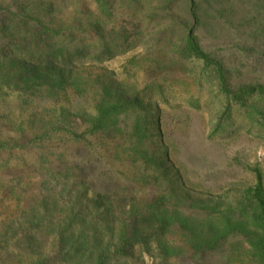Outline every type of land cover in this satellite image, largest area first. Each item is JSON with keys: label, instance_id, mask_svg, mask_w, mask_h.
<instances>
[{"label": "rangeland", "instance_id": "374dc122", "mask_svg": "<svg viewBox=\"0 0 264 264\" xmlns=\"http://www.w3.org/2000/svg\"><path fill=\"white\" fill-rule=\"evenodd\" d=\"M40 2L42 12H50L43 15L44 20L77 29L78 37L89 42L98 41L99 33L112 35L108 43L115 38L113 32L128 31L135 36L101 61L86 62L84 57L79 62L83 68H71L79 86H69L67 98L56 103L39 98L20 106L18 115L24 120L32 112L49 117L51 111L64 108L71 115L89 117L102 89L113 90L128 101L135 100L143 111L151 110L154 125L159 127L153 132L162 137L163 145L155 139L149 147L158 153L161 145V151L168 152L161 161L168 174L155 173L132 152V145L140 146L131 130L139 110L122 122L124 135L111 140L90 134L84 140L85 123L71 118L73 123L66 126L77 131L78 137L52 134L29 151L17 149L13 155L0 156V212L17 205L16 193L12 200L6 197L20 177L19 189H25L21 195L27 202L37 203L47 195L41 189L52 187L57 191L108 189L115 198L126 199L127 206L163 199L168 208L179 212L180 219H205L209 213L197 205L180 204L179 199L186 196L191 204H220L223 213L252 232L251 214L244 207L252 209L246 192L255 185V169L264 176V130L251 126L244 109H235L228 119H222L223 136H217L224 100L218 96L216 83L191 63H177L171 49L194 25L204 50L224 64L232 88L264 85V0H0V15L5 8L15 12L18 4L36 7ZM256 106L264 111V102ZM48 167L74 178L53 174L51 179ZM187 238L182 230L168 235L180 247L169 264H262L250 238L236 231L223 249L201 256L189 249ZM160 259L154 250L145 264H161Z\"/></svg>", "mask_w": 264, "mask_h": 264}, {"label": "trees", "instance_id": "16d2710c", "mask_svg": "<svg viewBox=\"0 0 264 264\" xmlns=\"http://www.w3.org/2000/svg\"><path fill=\"white\" fill-rule=\"evenodd\" d=\"M41 4L36 7L18 4L14 6L15 12L9 8L1 11L0 156L13 155L17 149L29 151L52 134L78 137L77 131L66 126L72 121L85 123L86 131L81 136L84 140L88 134L116 139L124 135L122 122L139 110L131 130L140 146L132 145V152L155 173L167 175L161 161L167 159L168 152L161 151V145L158 153L149 147L155 139L163 145L162 137L153 132L159 131V127L154 125L151 110L143 111L135 100L128 101L113 90L102 89L89 117L71 115L64 108L51 111L49 117L32 112L24 120L18 115L20 106L39 98L48 97L55 103L67 98L68 87L79 86L71 68H83L84 63L79 62L84 57L86 62L101 61L110 51L117 52L130 44L135 36L128 31L113 32L115 38L108 43L107 38L112 35L99 33L98 41L89 42L84 36L78 37L81 32L77 29L61 28L53 21L44 20L43 15L50 12L44 14ZM47 8L53 9L51 5ZM198 20L196 17L195 23ZM171 52L177 63H191L201 70L204 78L216 83L218 96L224 100L215 129L217 136H223L222 119H228L235 109H244L252 120L251 126L264 130V111L256 106L264 102V85L232 88L224 64L204 50L194 25L186 30L184 39L173 44ZM12 171L8 169L9 173ZM47 171L51 179L53 174L68 176L67 172L53 167ZM254 172L255 185L246 192L252 209L244 207L246 214H251L252 232L223 213L220 204H191L186 196L179 199L180 204L197 205L209 215L203 220L186 216L180 219L179 212L168 208L163 199L140 200L127 206L126 199L115 198L116 194L108 189L85 187H67L61 191L55 187L41 189L47 192L46 197L40 196L37 203L27 202L21 195L25 189H19L22 187L19 177L6 197L12 200L16 193L17 205L0 212V264H145L146 257L154 250L161 264H169L177 258L180 247L168 235L178 230L187 233L186 244L196 256L223 249L236 231L250 238L247 240L254 254L264 264V176L259 169Z\"/></svg>", "mask_w": 264, "mask_h": 264}]
</instances>
